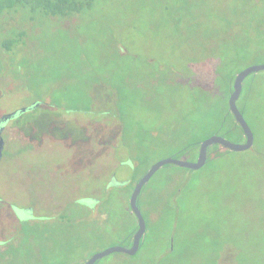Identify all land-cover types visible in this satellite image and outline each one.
Returning <instances> with one entry per match:
<instances>
[{
	"label": "rangeland",
	"instance_id": "obj_1",
	"mask_svg": "<svg viewBox=\"0 0 264 264\" xmlns=\"http://www.w3.org/2000/svg\"><path fill=\"white\" fill-rule=\"evenodd\" d=\"M97 5L80 21L0 14V43L25 32L9 52L0 45V116L40 102L3 131L0 240L16 227L11 212L22 222L33 214L41 227L49 222L41 264H78L118 245L135 222L123 217L121 205L143 170L174 148H154L156 133L169 138L171 125L222 113L231 76L264 62V0ZM114 71L127 77L129 98L136 100L123 106L122 120L108 111H116V93L124 90L116 88ZM107 74L116 87L107 84ZM237 106L253 132L252 148L230 151L197 171L159 169L138 197L146 224L138 252L114 253L96 264H264V71L243 81ZM215 124H201L197 136L228 139ZM147 144L146 164L139 167ZM112 173L126 185L107 186ZM88 198L101 199L109 214L98 215L96 206L84 212L82 206L95 205ZM68 208L84 216L54 219ZM27 232L41 235L37 226ZM168 242L174 250L167 256ZM21 260L0 264H29Z\"/></svg>",
	"mask_w": 264,
	"mask_h": 264
},
{
	"label": "trees",
	"instance_id": "obj_2",
	"mask_svg": "<svg viewBox=\"0 0 264 264\" xmlns=\"http://www.w3.org/2000/svg\"><path fill=\"white\" fill-rule=\"evenodd\" d=\"M180 1L181 0H178V2ZM97 4H98V0H0V14L6 13L8 15L10 12H12V14L20 12L21 14H25L26 16H28L29 21L34 20L37 15H42L47 18H60V19H66V20H79L80 21V19H82L83 16L85 15L84 13L92 12L94 7L98 6ZM166 8L167 6L163 7V9L165 10ZM256 33L259 35L260 31L258 30ZM24 36H25V32L21 31V33L18 34L16 38L5 39L0 43V45L4 51L9 52L15 44H18L23 39ZM239 39L241 41H244V38L241 36V34H239ZM252 51L258 53V55L261 54V50L259 47L254 48ZM231 60L232 58H230V61ZM256 63L258 62L254 61L247 65L256 64ZM259 63H262V62H259ZM247 65H245L244 67H246ZM114 72L112 73V76L115 77V79L117 78V82H118L117 87H116V81H110L111 77L109 76V74H107L108 76L107 80L109 81L107 84L110 85L111 87L114 86L116 88L122 86L124 87L125 91L123 90L121 92L122 93L121 96L119 94L120 92L116 93V98H115L116 106H117L116 111L114 107H112L114 110L108 109V111H113L119 117V119L122 120L128 109V108H124L123 106L126 104V102H130L134 104L136 100L129 98L131 94L128 90V87H130V84H128L127 82V77L126 76L123 77L124 74L122 73L118 74L119 71L117 72L114 71ZM73 76L74 75L70 76V79H74L75 77ZM233 77H235V74L231 76L230 83L232 82ZM230 83H229V86H230ZM228 89H229L228 91V95H229L230 88ZM80 95L83 97L81 93H78V94L76 93L74 98L77 97V99H79L81 98ZM84 97H85V94H84ZM130 106H133V105L130 104ZM103 112H107V111H103ZM217 112H218V109L214 110V113H216V115L211 114L210 116H206L207 119L205 118L201 123L196 120H187L188 118H186V122L183 123L181 127L179 126L175 127V125L174 126L171 125L172 133L170 134L169 138L164 136V134H162L161 131H158L155 136L156 145L154 148L156 149L160 148V145H164V143L166 145H172L174 146V148L170 152V154H168V156L174 157L177 159L193 161L195 160L197 156L200 142L206 137H208L206 136V137L200 138L199 136H197V130L202 125L207 126L209 124H212L214 120H216V124H215L216 130H219L224 135H227L230 138V139L228 138V140H231L237 143L243 142L244 135L240 127L238 126V124L235 122L233 116L229 112L227 104L225 105V109L222 113H219V112L217 113ZM218 114L220 115L219 117H218ZM127 116L129 117V115ZM229 118H231L233 121L231 125L229 124ZM163 124L165 126H170L171 123L168 121ZM2 138H3V134H2ZM164 138H167L168 140L165 141ZM144 147L146 149L145 152L142 151L141 152L142 155L137 160L139 167L145 166L146 161H147L146 153L148 152L147 147H149V145L147 144V146H144ZM229 152L230 151L222 148L219 145H214L212 147H209L208 148V159L206 163L213 162V161L215 162L217 161V159L222 158V156H224L226 153H229ZM137 166L135 168H137ZM176 167L177 166H175V168ZM146 170H143V173ZM143 173H141L140 176ZM106 185L108 186L109 184H106ZM111 187L116 188L114 186H111ZM89 201L95 205L92 209H90L88 206H82V208L85 210L84 212L90 211V213H93L95 208L98 207L97 210L101 209L100 210L101 212L98 215L109 214L110 212L109 209L106 212L104 211V208H103L104 205L101 199L89 198ZM79 206L80 205L78 204L75 207H79ZM121 207L123 208V217H126V218L131 217L133 218L135 222H133V224L129 226L128 230H126V232L124 233V236H122V239L120 243L118 244L123 245V246H130L133 233L135 232L136 227H137L136 220L134 216L130 214L127 202L126 203L124 202L123 205H121ZM69 211H70V208H68L65 213L60 214V219L63 220L64 217L65 218L71 217L75 221V220H79L80 217L84 216V215L76 216L74 214L67 213ZM48 224L49 222H45L43 237H41V235L39 236L37 232H33L34 237L32 238L30 236V241L28 242V248L25 252L21 253V243L19 244L18 247H16L13 244H10L9 246H7V248L4 251L0 250V263H3L5 261H12L14 258L20 257L22 259L21 261H27L29 264H41L42 263L41 256H43V252H45L44 249L46 248L45 244L49 243L47 241V235H46V232L49 231L48 228H46ZM35 226H36V223H35ZM36 235L38 236L36 237ZM174 240H175V235H174ZM5 241H9V240L6 239ZM39 243L41 244V246H38ZM168 246H169V242L166 247L168 248ZM173 246H174V243H173ZM173 246H172V249L166 250L165 253L167 254V256L174 250ZM18 254H22V257L19 256ZM38 258L40 259L37 260Z\"/></svg>",
	"mask_w": 264,
	"mask_h": 264
},
{
	"label": "water",
	"instance_id": "obj_3",
	"mask_svg": "<svg viewBox=\"0 0 264 264\" xmlns=\"http://www.w3.org/2000/svg\"><path fill=\"white\" fill-rule=\"evenodd\" d=\"M261 71H264V62L247 65L246 67L238 71L235 74V77L233 79L232 90L227 100L228 110L233 116L235 122L240 127L244 135V141L241 143H237V142L228 140L220 135L213 134V135L206 137L200 142L197 156L195 160L193 161L177 159V158L168 156V157L161 158L155 161L154 163H152L147 168V170L137 179L129 195V200H128L129 212L131 215L134 216L136 220V226H137L135 232L133 233L130 246H123V245L118 244V245L107 247L102 251L92 254L88 259L84 260L83 262L79 264H95L97 261L103 259L106 256L114 254V253H119V254H123L127 256H134L138 252L141 239L146 230L145 220L142 216L140 208L138 207V202H137L138 197L141 193L142 188L159 169H161L162 167L166 165H174L180 168L197 171L201 169L202 167H204V165L206 164L207 159H208V148L214 145H219L228 151L236 152V153L245 152L252 148L253 143H254V135L248 123L244 119L242 113L240 112L237 106V101L242 92L243 81L248 76L261 72ZM39 105H40V102H35L34 104L26 108L19 109V110H16L8 114L5 113L0 116V160H1L2 152L4 148V140L2 138V134L8 122L12 120L13 118L18 117L20 114L26 111L35 109ZM108 184L114 187L126 185L125 182L118 181L114 175L111 176V178L108 181Z\"/></svg>",
	"mask_w": 264,
	"mask_h": 264
},
{
	"label": "flooded vegetation",
	"instance_id": "obj_4",
	"mask_svg": "<svg viewBox=\"0 0 264 264\" xmlns=\"http://www.w3.org/2000/svg\"><path fill=\"white\" fill-rule=\"evenodd\" d=\"M25 20L28 21L29 17L26 16ZM233 79H234V77H233ZM233 79H232V82L230 83V92L232 90ZM7 145H8L7 141H4V149H3V152H2V156L6 152ZM112 175H113V173L110 175V178H111ZM9 215L13 216L15 218V220H16L15 226L16 227L14 228V231L12 232L13 234H10V237L7 238L9 241H5V240L1 241L0 240V250L4 251L7 248V246H9L10 244H13L16 247H18L19 244L21 243V253L25 252L27 250V248H28V242L30 241V235L28 234L27 229H28L29 226H35V223L39 224L38 223L39 222V218H34V215L32 214V218L31 219L22 222V221H20L18 219L17 215L14 212L9 213ZM56 217L59 218V220H60V214L59 213H54V219ZM47 220H49V219H45L43 221L40 220V221L44 222V221H47ZM36 226L40 230L41 237H43L44 236V234H43L44 226L43 227H41L40 225H36ZM19 229H20L21 232L19 231ZM171 240H172V238H171ZM168 249H172V245H171L170 242H169V248L166 247L165 250H168Z\"/></svg>",
	"mask_w": 264,
	"mask_h": 264
}]
</instances>
